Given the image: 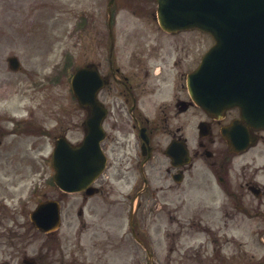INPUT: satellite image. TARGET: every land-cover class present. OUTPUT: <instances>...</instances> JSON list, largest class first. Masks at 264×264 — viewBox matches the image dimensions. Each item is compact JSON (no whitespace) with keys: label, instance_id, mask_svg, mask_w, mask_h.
<instances>
[{"label":"flooded vegetation","instance_id":"obj_1","mask_svg":"<svg viewBox=\"0 0 264 264\" xmlns=\"http://www.w3.org/2000/svg\"><path fill=\"white\" fill-rule=\"evenodd\" d=\"M96 1L99 16L90 11L87 25H98L99 36L86 66L95 65L104 84L97 98L106 110V166L78 216L101 213L103 229L113 233L95 236L92 248L101 251L92 250L91 261L82 258L81 233L69 258L40 253L31 260L24 249L0 264H114V254L119 264H146L145 255L147 264H264V255L247 248L254 237L264 245V131L251 128L246 151L235 152L223 130L240 110L213 115L193 102L188 79L207 35L163 30L158 0H114L111 8V0ZM127 239L134 249H126Z\"/></svg>","mask_w":264,"mask_h":264},{"label":"rangeland","instance_id":"obj_2","mask_svg":"<svg viewBox=\"0 0 264 264\" xmlns=\"http://www.w3.org/2000/svg\"><path fill=\"white\" fill-rule=\"evenodd\" d=\"M90 10L98 15L96 0H0V258L24 249L30 256L47 254L45 250L68 255L82 233L87 250L82 258L91 261L92 250L101 251L92 248L98 243L95 236L113 233L103 229L101 223L108 221L99 222L101 213L79 217L81 196L63 194L53 182L55 140L79 138L83 113L70 80L87 63L89 44L99 36L98 25L79 26V16ZM12 55L21 61L18 72L8 67ZM48 199L63 206L62 227L55 233L61 249L56 237L38 232L29 220L36 205ZM247 248L264 254L255 237L248 239Z\"/></svg>","mask_w":264,"mask_h":264},{"label":"water","instance_id":"obj_3","mask_svg":"<svg viewBox=\"0 0 264 264\" xmlns=\"http://www.w3.org/2000/svg\"><path fill=\"white\" fill-rule=\"evenodd\" d=\"M178 4L189 12L190 26L209 31L216 40L194 76L191 90L197 102L207 106L205 102L216 100L225 108L239 106L246 121L264 127V0H183ZM9 62L12 69L19 68L16 57ZM210 68L214 77L198 78ZM88 76L87 69L80 70L72 82L82 105L89 104ZM96 80L94 85L98 84ZM203 83L206 85L198 86ZM98 89H93L94 102ZM99 140L93 129L80 148L59 140L54 167L55 181L62 190H83L97 176L104 160H99V150H91L98 148ZM31 219L45 232L56 230L61 220L59 204H40Z\"/></svg>","mask_w":264,"mask_h":264}]
</instances>
